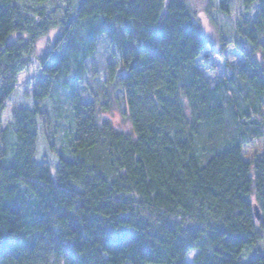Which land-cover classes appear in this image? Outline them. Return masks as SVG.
Returning <instances> with one entry per match:
<instances>
[{"label": "trees", "instance_id": "16d2710c", "mask_svg": "<svg viewBox=\"0 0 264 264\" xmlns=\"http://www.w3.org/2000/svg\"><path fill=\"white\" fill-rule=\"evenodd\" d=\"M240 2L231 64L185 0H0V264H264V0Z\"/></svg>", "mask_w": 264, "mask_h": 264}, {"label": "rangeland", "instance_id": "374dc122", "mask_svg": "<svg viewBox=\"0 0 264 264\" xmlns=\"http://www.w3.org/2000/svg\"><path fill=\"white\" fill-rule=\"evenodd\" d=\"M240 5H239V3ZM231 0L229 12L226 14L216 12L212 6L210 0H185L186 6L200 27L203 35L216 49H223V53L231 64L240 63L243 60V56L240 51L235 47L231 41L236 39L234 35V20L241 7H243L240 0ZM252 11V10H251ZM246 14V10H243ZM58 34L57 30H52L48 35L39 39L36 43L35 56H40L45 50L49 49L55 36ZM107 49L106 40L100 39L99 46L94 55V60L98 63L104 58L103 52ZM102 76V74L100 75ZM41 78L39 66L36 58L33 59L32 65L28 71L21 72L17 76L16 89L14 93V99H21L22 96L27 93H31L32 86L35 82ZM117 94V96H116ZM112 104L109 111L102 113V118L108 119L111 124L123 132H130L129 122L123 114L124 105L119 93H115ZM55 97H59L58 105L63 110L60 118L61 129L55 134L57 136L56 143H63L66 138V132L68 131L66 114L67 105L63 95L57 94ZM261 111L264 114V103L261 106ZM45 127V133H47ZM258 251L264 253V237L255 246ZM252 248H248L244 251V256L250 255ZM196 250H191L187 253L185 258V264H192V258Z\"/></svg>", "mask_w": 264, "mask_h": 264}, {"label": "water", "instance_id": "95a60500", "mask_svg": "<svg viewBox=\"0 0 264 264\" xmlns=\"http://www.w3.org/2000/svg\"><path fill=\"white\" fill-rule=\"evenodd\" d=\"M253 211H254V215H255L256 219H258L259 218V212H258V209L256 206H253Z\"/></svg>", "mask_w": 264, "mask_h": 264}]
</instances>
